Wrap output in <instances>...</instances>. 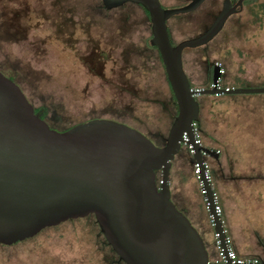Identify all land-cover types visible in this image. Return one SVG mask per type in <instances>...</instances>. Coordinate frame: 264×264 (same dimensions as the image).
<instances>
[{
    "label": "rangeland",
    "instance_id": "374dc122",
    "mask_svg": "<svg viewBox=\"0 0 264 264\" xmlns=\"http://www.w3.org/2000/svg\"><path fill=\"white\" fill-rule=\"evenodd\" d=\"M190 1L158 0L163 9ZM234 1L206 0L189 13L170 17L171 44L202 35L223 5ZM151 41L148 16L131 2L105 11L100 0H0V72L16 85L34 115L58 132L102 120L163 147L177 107ZM181 62L193 89H210L215 65L222 71V87L264 88V0H245L209 43L184 49ZM225 96L195 98L202 144L226 161L223 171L232 167L239 169L237 175L243 171V177L256 179L264 172V93L235 101ZM179 150L176 170L184 177L193 168L184 148ZM208 163L216 192L221 172L213 158ZM159 181L156 172V186ZM246 222L243 230L253 227L249 217ZM262 226L264 230V222ZM106 249L89 217L0 246V264H108L109 256L116 261Z\"/></svg>",
    "mask_w": 264,
    "mask_h": 264
},
{
    "label": "water",
    "instance_id": "95a60500",
    "mask_svg": "<svg viewBox=\"0 0 264 264\" xmlns=\"http://www.w3.org/2000/svg\"><path fill=\"white\" fill-rule=\"evenodd\" d=\"M204 1L163 9L158 0H101L106 10L131 2L148 14L151 42L177 107L161 148L109 121L92 120L64 132L50 129L0 72V245L10 246L67 220L93 215L104 240L123 264H207L200 236L169 201L170 161L180 148L182 134L190 135V125L197 120V96L263 94L264 88L225 92L190 87L181 62L183 50L209 43L245 0L233 6L224 4L202 35L172 45L166 21L195 10ZM219 77L214 67L212 83ZM199 151L191 164H200ZM156 172L160 173L159 187ZM203 183L214 218L213 231L220 235L211 192Z\"/></svg>",
    "mask_w": 264,
    "mask_h": 264
},
{
    "label": "crops",
    "instance_id": "0c3cea01",
    "mask_svg": "<svg viewBox=\"0 0 264 264\" xmlns=\"http://www.w3.org/2000/svg\"><path fill=\"white\" fill-rule=\"evenodd\" d=\"M229 87L241 88L239 86ZM236 96L234 101L241 98L242 95L237 94ZM180 152L178 150L170 161L169 201L176 211L189 221L203 242L208 260H213L215 249L212 230L208 226L207 215L193 172L188 170L184 177L177 174L176 161ZM183 152L186 153V150L184 149ZM213 159L219 173L221 172L218 174L216 192L218 202L222 206L223 219L231 239L232 249L240 258H254L264 264V230L261 229L264 222V172L259 174V177L256 176V179L248 178L249 176L243 177L245 174L243 171H239L237 175L239 169L236 171L235 168L231 169V167L223 171L226 161L222 158ZM190 165H192L191 161ZM248 217L253 227L243 230L242 227H246L245 223H247Z\"/></svg>",
    "mask_w": 264,
    "mask_h": 264
},
{
    "label": "built area",
    "instance_id": "2783aa9c",
    "mask_svg": "<svg viewBox=\"0 0 264 264\" xmlns=\"http://www.w3.org/2000/svg\"><path fill=\"white\" fill-rule=\"evenodd\" d=\"M214 67H218L220 77L215 84L213 83L211 84L210 89L214 88L216 90H224L225 92H229L232 89H234L233 87H229V86L222 87L220 85V78L222 75V71L220 70L219 66L215 65ZM193 90L201 91L199 89H193ZM190 140H192V144H190ZM180 146H182L186 150L187 155L191 159H193V157L196 155V150L197 149L200 150L199 152H200L201 162L200 164L198 163L192 164V168H193V175L199 190V194L202 198L203 207L207 215V221L213 232L212 235H213V244L215 249V258L213 260H208L207 264H261L259 260L254 258H240L232 249L231 239L228 236V231L226 230L225 222L222 216V210L218 202V196L217 193L212 188L210 167L208 163V158L210 157L208 152H210L215 156L218 154V152L217 151L213 152L211 150L206 149L203 146L196 121H193L190 125V135H187L186 133L182 134ZM203 180L206 182L211 192V197L213 202V213L219 220L222 228V232L220 235L213 231L214 218L213 215L211 214V204L207 199V191L204 188ZM159 185H160V181L158 182L157 186L159 187Z\"/></svg>",
    "mask_w": 264,
    "mask_h": 264
},
{
    "label": "flooded vegetation",
    "instance_id": "af4514ba",
    "mask_svg": "<svg viewBox=\"0 0 264 264\" xmlns=\"http://www.w3.org/2000/svg\"><path fill=\"white\" fill-rule=\"evenodd\" d=\"M237 2V0H235L234 2H233V4L232 5H230V6H233L235 3ZM243 4V3H242ZM89 217H92V218H94V216L93 215H88V216H86V217H82V218H77V219H70V220H67V221H65V222H62V223H60V224H64V223H66V222H70V221H76V220H81V219H88ZM94 222L96 223V221H95V218H94ZM59 224V225H60ZM58 225V226H59ZM97 225V224H96ZM98 227V226H97ZM99 229V228H98ZM43 231V230H42ZM42 231H40L39 233H41ZM99 232H100V230H99ZM38 233V234H39ZM101 234V233H100ZM102 235V234H101ZM103 237V236H102ZM33 238V237H32ZM29 239H31V238H29ZM104 239V238H103ZM26 240H28V239H25L24 241H26ZM21 242H23V241H21ZM21 242H17V243H15V244H12V246L13 245H16V244H18V243H21ZM104 242H105V248L107 247L108 249H109V251L107 250L106 252V254L109 256V254H112L113 253V251H112V249L110 248V246L106 243V241L104 240ZM0 246H5V245H0ZM11 246V245H10ZM115 258H116V261H114L113 262V259L109 256L108 258H107V262H108V264H123L119 259H118V257L115 255Z\"/></svg>",
    "mask_w": 264,
    "mask_h": 264
},
{
    "label": "trees",
    "instance_id": "16d2710c",
    "mask_svg": "<svg viewBox=\"0 0 264 264\" xmlns=\"http://www.w3.org/2000/svg\"><path fill=\"white\" fill-rule=\"evenodd\" d=\"M100 2H101V0H100ZM246 2H247V0H246ZM243 4H244V2H243ZM101 5H102V3H101ZM102 7H103V5H102ZM142 8V7H141ZM103 9L105 10V11H109V10H106L104 7H103ZM142 10L146 13V15L148 16V14H147V12L142 8ZM149 19V18H148ZM170 39V38H169ZM171 42V41H170ZM190 87H191V85H190ZM192 88V87H191ZM226 98H228L229 100H233V99H235L237 96L236 95H230V94H226V96H225ZM196 122H197V120H196Z\"/></svg>",
    "mask_w": 264,
    "mask_h": 264
}]
</instances>
